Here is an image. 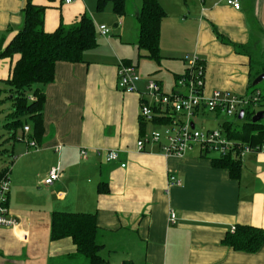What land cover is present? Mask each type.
I'll use <instances>...</instances> for the list:
<instances>
[{"label": "crops", "instance_id": "obj_1", "mask_svg": "<svg viewBox=\"0 0 264 264\" xmlns=\"http://www.w3.org/2000/svg\"><path fill=\"white\" fill-rule=\"evenodd\" d=\"M158 1L165 11L161 58H140L167 70L170 79L140 74L137 91L123 92L117 87V67L122 61L138 70L133 57L135 49L139 53L136 16L142 0H124L121 15L114 11V0H32L45 7L47 32L82 14L95 27L105 24L113 30L85 52L83 62L58 61L54 80L37 85L45 95L43 133L32 139L30 122L29 131L17 139L23 146L9 170L7 200L17 225L0 226V264H88L70 237L51 238L55 212L94 216L103 264H264V243L246 252L224 242L236 225L264 230V151L246 153L233 178L228 169L213 165V154L192 150L169 156L150 143L136 148L142 135L162 128L141 124L139 118L147 80L155 79L166 92L175 90L186 54L203 60L206 94L226 90L245 95L252 50L262 40L264 0H239V9L225 0ZM24 4L0 0V52L22 28ZM18 58L0 56V82L9 78ZM221 113L199 110L194 125L198 120L202 126L205 117L216 125ZM224 122L201 129H221ZM108 150L118 151V159L106 160ZM57 164L60 176L45 184ZM171 176L179 183L171 185Z\"/></svg>", "mask_w": 264, "mask_h": 264}, {"label": "trees", "instance_id": "obj_2", "mask_svg": "<svg viewBox=\"0 0 264 264\" xmlns=\"http://www.w3.org/2000/svg\"><path fill=\"white\" fill-rule=\"evenodd\" d=\"M123 8L124 0H114V11L117 14L121 15ZM44 10L45 7L33 4L32 0H25L22 8V28L0 52L1 57L19 54L9 78L4 80L9 90L7 98H10L12 105L4 126L13 130L11 138L15 140L19 137L16 136V131L19 128L24 131V126L30 122L32 125L29 136L32 139L40 138L43 133L41 113L45 95L37 85L48 84L54 80L55 65L58 61L83 62L85 52L97 45L96 27L86 14L80 15L70 24L61 22L55 30L47 32L43 29ZM164 16L165 11L158 0H142L136 16L139 58L143 56L159 62L161 21ZM250 62L252 72L249 85H253V80L264 72V68L255 69L253 58ZM5 90L0 88V101H3L1 96ZM253 114L254 112H250L249 120L239 127L225 121L222 126L226 134L230 138L250 143L264 141V123L260 120L251 122ZM244 115L245 113L243 117ZM166 122L164 119H155L152 123L161 125ZM144 123L141 120V124ZM212 162L217 167L228 169L231 177H238L240 161L231 157H215ZM7 170L2 168L0 172ZM97 230L94 216L88 213L55 212L51 220V238L57 240L70 237L77 253L83 256L88 264L105 262L101 254L103 245L96 242ZM224 242L235 250L255 252L264 243V230L250 225H236L234 231L226 234Z\"/></svg>", "mask_w": 264, "mask_h": 264}, {"label": "built area", "instance_id": "obj_3", "mask_svg": "<svg viewBox=\"0 0 264 264\" xmlns=\"http://www.w3.org/2000/svg\"><path fill=\"white\" fill-rule=\"evenodd\" d=\"M69 2L70 0H66ZM235 9L240 8L239 0H225ZM100 35L107 36L110 29L104 24L97 27ZM185 70L174 82L175 90L164 91L158 81L149 78L145 91L141 93L139 103V118L144 122H153L155 119L167 120L161 124V130H154L149 135H142L136 142V148L142 150L145 144H159L164 154L169 156H184L187 152L198 150L200 154H213L216 157H231L242 162L246 153L264 151V141L250 143L240 139L230 138L221 129L203 130L194 125V119L199 110L222 112L226 116L237 115L240 110L252 102H258L260 93L255 96H239L230 91L213 90L205 93V67L203 60L197 54L184 56ZM141 79L133 64L119 61L117 67V87L123 92H136V83ZM179 90H176V89ZM29 131L24 126V132ZM34 146L35 141H28ZM86 151L81 150V156ZM106 160H117L118 151L104 152ZM124 166V164H122ZM60 176V166L52 167L44 179L45 184H51ZM179 181L170 177V184ZM10 189L9 171L0 172V226L16 227L17 220L8 210L7 200ZM175 214L170 213L173 222ZM232 227L231 231H234Z\"/></svg>", "mask_w": 264, "mask_h": 264}, {"label": "rangeland", "instance_id": "obj_4", "mask_svg": "<svg viewBox=\"0 0 264 264\" xmlns=\"http://www.w3.org/2000/svg\"><path fill=\"white\" fill-rule=\"evenodd\" d=\"M105 25V24H104ZM106 26V25H105ZM98 25L96 26V31H97V40H98V45L101 44V38L102 35L99 34L98 30H97ZM109 29H111V31L113 30V26H106ZM262 40L258 42L257 46L255 48H253L252 50V58L254 61V68L255 69H262L264 68V29L262 31ZM128 49H132V47H127ZM135 54L133 57V61L134 64H138L137 67V73L140 75H145V74H151L153 76H156L157 74H159L158 76H162V75H166L167 79H170V76L167 74L169 72H167V70L165 69H161L158 68L156 63L153 62L152 60H148L145 58H139L138 57V53L136 52V49L134 50ZM159 70V72H158ZM167 72V73H166ZM255 72V71H254ZM264 73V72H263ZM157 76V77H158ZM166 86H169V82L166 81ZM0 88L2 89H6L2 96L1 99L3 101H0V169L2 168H6L8 169V171L10 169L13 168L14 163L18 157V152H17V148L22 145V141H18L15 140L13 138H11V135L13 133L12 129H7L4 124L7 121L8 117L7 114L11 112L12 110V105H11V100L10 98H7V95H9V90H8V85H6L4 82H0ZM176 90H179L178 88ZM259 92L260 93V97H259V101L258 102H252L248 107L245 108L246 112L243 118L239 119L237 117V115H233V116H226L224 113H221L218 115V123L215 125L213 124V121L211 120V118L205 117L202 120V126L200 125V122L197 120V127L199 128H217L219 127V125L223 122V121H228L230 123H232V125L234 127H239V125H242L244 122L249 120L248 114L250 112H258V111H264V78L262 80H260L256 85H249L247 92L245 93V97H249V96H255V94ZM207 115H211V113H207ZM261 122L264 123V118L260 119ZM221 130H224V128L221 126L220 127ZM162 128H157V130H161ZM22 132H24L22 130V128H19L16 131V136H20L22 134ZM24 136V135H23ZM24 137H28V136H24ZM23 146V145H22Z\"/></svg>", "mask_w": 264, "mask_h": 264}, {"label": "water", "instance_id": "obj_5", "mask_svg": "<svg viewBox=\"0 0 264 264\" xmlns=\"http://www.w3.org/2000/svg\"><path fill=\"white\" fill-rule=\"evenodd\" d=\"M264 78V73L259 74L258 76H256V78L253 80L252 84L256 85L260 80H262ZM243 117V110H240L239 114H238V118L241 119ZM264 118V111H258L255 112L252 116H251V122H256L259 121L260 119Z\"/></svg>", "mask_w": 264, "mask_h": 264}]
</instances>
